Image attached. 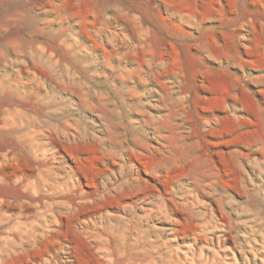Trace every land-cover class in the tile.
<instances>
[{"label": "rangeland", "instance_id": "rangeland-1", "mask_svg": "<svg viewBox=\"0 0 264 264\" xmlns=\"http://www.w3.org/2000/svg\"><path fill=\"white\" fill-rule=\"evenodd\" d=\"M0 264H264V0H0Z\"/></svg>", "mask_w": 264, "mask_h": 264}]
</instances>
